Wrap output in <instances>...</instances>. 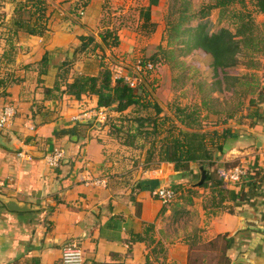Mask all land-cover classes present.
<instances>
[{
	"label": "crops",
	"instance_id": "0c3cea01",
	"mask_svg": "<svg viewBox=\"0 0 264 264\" xmlns=\"http://www.w3.org/2000/svg\"><path fill=\"white\" fill-rule=\"evenodd\" d=\"M14 1L17 6V0H0V107L14 109L11 123L1 129L10 147L0 144V194L30 209L0 205V264H61V249L71 241L81 246L84 264H190L195 234L202 244L225 236L229 264H264V99L258 101L257 117L229 122L235 137L208 163L210 181L241 163L256 166L260 174L222 185L235 199L225 201L229 209L208 212L203 204L209 188L199 184L200 163H190L186 171L169 162L144 163L141 150L111 137L97 115L114 113L98 107L96 96L76 99L63 92L60 81L54 89L68 60V81L99 73V50L78 46L81 35L93 32L91 13L101 3L87 2L82 24L58 17L45 34L31 35L8 32ZM8 78L15 81L6 83ZM47 88L54 90L47 94ZM56 146L64 158L50 167L45 155ZM176 184L182 191L192 187L195 194L192 203L181 202L173 210L152 191ZM209 253L191 252L199 263L213 264L205 260Z\"/></svg>",
	"mask_w": 264,
	"mask_h": 264
},
{
	"label": "trees",
	"instance_id": "16d2710c",
	"mask_svg": "<svg viewBox=\"0 0 264 264\" xmlns=\"http://www.w3.org/2000/svg\"><path fill=\"white\" fill-rule=\"evenodd\" d=\"M53 1H19L8 32L45 34L50 29L47 19L49 14L46 13L47 5ZM159 1L147 0V4L139 8V28L145 34H151L155 30L156 23L151 18V9L157 6ZM84 5L85 2L82 3V6ZM213 9L218 10L219 18L231 20L235 26L234 32L222 27L217 32L208 33L201 23L184 26L192 19L206 17ZM255 14H264V0H208L196 8L191 0H168L165 13V36L168 48L158 45L156 52L147 59L141 60L137 68L142 73L149 74L158 61L169 64L171 68L176 67L181 65V61L176 59L178 51L199 48L210 57V67L216 76L213 84L207 88L201 83L198 84V89L203 94L199 105L175 107V119L166 114L160 115L163 111L162 105L155 98L149 99L151 93H148L145 82L132 87L123 76H114V72H119V69L112 70L101 61L107 49L119 45L117 29L112 31L106 28L99 32V42L95 41L92 34L81 35L80 50L100 49L103 52L102 56L98 57L100 58L99 73L77 74L68 81L71 65L68 60L60 67L59 80L54 89L59 90L61 82L65 94L76 99H80L83 95H94L98 107L117 113L118 115L106 121L104 125L108 127L111 137L123 138L121 144L141 150L144 153V163L169 162L173 163L175 170L185 171L188 170L190 163H212L214 152H221L225 142L235 137L229 122L238 121L246 115L251 118L257 117L258 101L264 99V69L262 73H258L261 66L257 59V55H264V20L255 21ZM91 43H94V46L89 47ZM9 47L14 49L12 42L9 43ZM240 60L247 71L241 74H230L225 71L236 66ZM42 63H46V57L42 58ZM148 64L152 65L151 69L147 68ZM219 72L222 76H219ZM14 81L15 79L11 78L5 82ZM3 83L4 81L0 82ZM54 89L47 88L46 93L50 94ZM214 90L224 93V97L220 99L210 95ZM1 93L4 94L5 91ZM202 107L210 109L217 115L212 121V128L208 129L203 123L209 117L206 114L200 116ZM129 108H134V115L125 114ZM140 111L145 113L141 114ZM173 120L175 123L172 124ZM166 122L172 124L168 129L163 127ZM164 133L165 135L157 140V137ZM136 140H141L142 143L136 145ZM157 143H159L158 147H156ZM259 174V169L252 166L242 180L250 181ZM224 184L217 174L209 183L200 185L209 188V197L203 204L208 212L227 209L229 206L225 205V201L235 199L232 192L222 187ZM172 188L176 192V198L170 203V208L177 210L181 202L192 203V196L195 194L192 187L182 191L181 184H176ZM166 208L167 206H164L161 213ZM153 225L149 223L146 229L151 230ZM190 239V264L199 263L196 257L192 258L191 252L195 251L199 253L211 251L212 253H209L205 260L209 262L215 260L213 264H229L230 260L225 256L228 242L225 236L216 237L204 244L198 240L196 234ZM199 264H204V260Z\"/></svg>",
	"mask_w": 264,
	"mask_h": 264
},
{
	"label": "rangeland",
	"instance_id": "374dc122",
	"mask_svg": "<svg viewBox=\"0 0 264 264\" xmlns=\"http://www.w3.org/2000/svg\"><path fill=\"white\" fill-rule=\"evenodd\" d=\"M27 1V0H17ZM61 2L60 0H54L53 3L47 5V19L50 24L52 20L58 17L62 20H70V22L81 23L80 19L83 16L84 7L90 0H78V2L71 4L69 0ZM101 3L99 10L93 15L91 19L92 34L95 37V41L99 42V32L106 28L115 31L117 29V35L119 36V45L106 50L103 61L112 70L119 69V72H114V76H123V78L136 87L141 82H145L147 85L148 93H151L149 99L157 101L162 105L163 111L160 115H169L173 119L174 110L177 105L194 106V104H200L201 95H203L199 89L198 84L201 83L205 88L211 86L216 79V76L210 67V57L199 48H192L189 51L177 52L176 59L181 61V65L172 67L169 64L162 63L161 61L155 62V68L152 73L144 74L140 71L139 63L141 60L147 59L157 50L158 45L168 48L165 36V13L167 9L168 0H160L159 4L151 9V18L156 23L155 30L151 34H145L139 28V8L147 4V0H98ZM196 8L201 3H205L208 0H191ZM15 2V1H14ZM85 5L82 6V3ZM15 2V6H16ZM18 6V4H17ZM16 6V7H17ZM15 7V8H16ZM51 13V14H50ZM27 17V14H26ZM54 18V19H53ZM254 19L257 22L264 20V14H255ZM201 23L205 26V30L208 33L217 32L222 27H227L233 32L235 26L228 18H219L218 10H211L210 14L204 18H195L187 22L184 26H195ZM82 24V23H81ZM50 27V26H49ZM182 45V44H181ZM94 46L91 43L89 47ZM170 48L172 46H169ZM80 49V46H78ZM102 56V51L98 49ZM257 59L260 61V69L258 73H262L264 69V55H257ZM151 65V64H148ZM147 65V66H148ZM230 74H241L247 71V68L242 64V60L236 66L225 69ZM219 76H222L219 72ZM210 95L218 98L224 97V93L221 94L217 90L210 92ZM228 94H226L227 96ZM134 108L126 110L125 114L134 115ZM109 111V110H108ZM114 114L109 116L107 112H104L105 123L108 120L113 119L117 113L110 111ZM141 114L145 113L140 111ZM208 115L209 118L204 120V124L207 128H212V121L217 118L216 114H213L210 109L201 108L200 116ZM175 123L173 120L172 124ZM171 122H166L163 126L164 129H168ZM108 128V127H107ZM164 134L157 137L161 139ZM125 137V136H124ZM118 142H122L123 138L112 137ZM141 140H136L135 144H141ZM125 146V145H123ZM159 143L156 144V147ZM134 149V147H131ZM136 151L130 150L131 155L136 154ZM129 154V153H128ZM175 201V200H174ZM173 202V201H172ZM170 202V203H172ZM170 203L166 205L169 207Z\"/></svg>",
	"mask_w": 264,
	"mask_h": 264
},
{
	"label": "built area",
	"instance_id": "2783aa9c",
	"mask_svg": "<svg viewBox=\"0 0 264 264\" xmlns=\"http://www.w3.org/2000/svg\"><path fill=\"white\" fill-rule=\"evenodd\" d=\"M148 69L152 68V65L147 66ZM132 86V85H130ZM103 108V107H102ZM14 115V109L10 105H3L0 107V128H6L10 123ZM97 117L102 121L104 112H99ZM22 154V153H20ZM64 158V152L60 147H53L46 155L45 161L50 167H57ZM250 166V165H249ZM247 163H241L231 167L227 170L218 171L219 176L224 183L239 182L248 172L250 168ZM264 172V169H263ZM152 194L159 199L163 204L170 203L175 200L176 192L171 187H158ZM61 264H84L82 248L77 241H71L64 245L61 249L60 256Z\"/></svg>",
	"mask_w": 264,
	"mask_h": 264
},
{
	"label": "water",
	"instance_id": "95a60500",
	"mask_svg": "<svg viewBox=\"0 0 264 264\" xmlns=\"http://www.w3.org/2000/svg\"><path fill=\"white\" fill-rule=\"evenodd\" d=\"M72 54H73V49L69 51V56L72 57ZM0 144L6 147H10V145L6 143L2 135L1 128H0ZM199 165L202 172L199 184L210 181L211 175H210L208 163H200ZM1 204L11 211H26L30 209V206L27 203L20 202L14 197H6L0 194V205Z\"/></svg>",
	"mask_w": 264,
	"mask_h": 264
}]
</instances>
